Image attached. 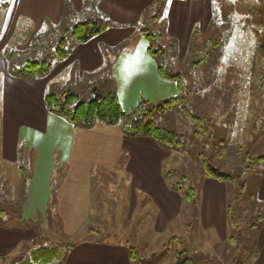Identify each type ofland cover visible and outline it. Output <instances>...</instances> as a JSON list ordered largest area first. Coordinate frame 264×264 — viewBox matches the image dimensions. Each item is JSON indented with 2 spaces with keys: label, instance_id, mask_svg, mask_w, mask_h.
<instances>
[{
  "label": "rangeland",
  "instance_id": "rangeland-1",
  "mask_svg": "<svg viewBox=\"0 0 264 264\" xmlns=\"http://www.w3.org/2000/svg\"><path fill=\"white\" fill-rule=\"evenodd\" d=\"M207 5L210 15L197 18L185 56L179 52L180 40H176L170 31L169 0H158L151 5L146 21L137 24L138 29H146L145 32L151 35L137 33L125 44L127 48L131 44L153 47L157 54L151 53L147 59L131 64L126 59L113 64L115 86L121 95L123 93L120 103L125 111L134 110L144 101L149 102H146L149 108L154 107L165 101L163 98L167 95L180 94L185 98L155 115L157 126L185 137V143L173 149L164 165L169 183L184 187L181 190L185 206L181 216L167 232H157L153 220L148 219L153 208L145 210L140 203L134 212L130 179L124 171L115 170L103 173L102 178L95 173L89 222L80 228L63 227L57 206L51 203L62 179V148L56 152L53 147H48L46 152H41L36 144L41 138L59 141L65 132L54 130L48 135L34 136L31 132H23L25 141H34V144L22 148L23 168L20 172L10 165V169L0 172V206L8 213L16 214V217L10 215L8 222L31 224L37 228L40 239L36 246H58L65 253V244L83 238L124 240L137 247L143 256L141 260L147 264H178L180 259L186 258L196 259L199 264H244L259 249L264 221L259 222L264 211L258 213L260 205L256 191L264 174V162H256L241 175L247 184L243 189L230 185L233 217L239 226L229 224L225 241H221L213 230L201 227L198 206L186 197L188 188L199 182L203 171L200 153L208 146V140L212 139L214 146L224 141L231 148L227 151L228 157L238 151L240 161L250 162L256 155L264 153V0H210ZM66 36L69 34H65L64 28L45 33L34 41L29 57L36 60L53 58L56 47L61 46L60 40ZM72 45L69 36L65 49L70 50ZM158 63L167 71L181 74L187 89L180 91L176 80L165 78ZM69 80L72 81L66 82ZM80 80L62 78L55 88L64 85L67 90L89 100L95 87H103V78ZM214 85L218 90L214 91ZM130 88L132 94H129ZM209 120L213 127L208 124ZM220 149H215L212 157L218 158ZM249 151L253 154L251 159L244 156ZM218 160L212 159V163L224 162V158ZM47 184L48 194L45 193ZM78 188L76 197H87L82 188ZM88 188V199L92 203ZM256 222L259 225L252 227ZM231 235L237 236L233 244L229 243ZM28 251L23 247L18 253L20 259Z\"/></svg>",
  "mask_w": 264,
  "mask_h": 264
},
{
  "label": "crops",
  "instance_id": "crops-1",
  "mask_svg": "<svg viewBox=\"0 0 264 264\" xmlns=\"http://www.w3.org/2000/svg\"><path fill=\"white\" fill-rule=\"evenodd\" d=\"M154 2L0 0V172L9 165L19 172L23 168L22 148L34 144V141H25L23 132H31L34 136L40 133L48 135L54 130L64 131L59 141L41 138L36 144L41 152H46L48 147H53L56 152L62 148V179L51 203L56 204L63 227L80 228L89 222L93 209V180L115 170L124 171L130 179L132 210L135 212L140 203L145 210L153 208L148 219L153 220L157 232H167L182 214L185 196L171 186L164 171L165 162L173 150L148 135L127 136L118 125L98 126L100 124L97 123L91 128L76 127L50 112L45 102L46 94L51 90H67L64 85L55 88L62 78L95 81L108 76L110 68L113 75V64L120 59H126L130 64L147 59L151 54L149 47L131 44L127 48L125 44L137 33H142L137 24L146 21ZM169 3L170 31L176 40H180L179 52L185 56L189 52L197 18L210 15L207 14L210 0H169ZM92 16H107L118 26L109 28L88 42L73 43L69 56L56 59L45 76H17L11 72L7 50H26L37 36L49 29L61 24L73 26ZM216 90L218 87L214 85ZM116 91L123 102V93L121 95L118 88ZM132 93L130 88L129 94ZM167 96L163 100L175 95ZM78 186L87 197H76L80 191ZM87 188L92 203L88 199ZM45 189L48 194V184ZM256 195L264 201V174ZM140 196L144 198L141 200ZM229 199L228 182L206 175L199 177L196 201L201 227L216 232L221 241H225L229 234ZM10 215L15 216L5 213L0 218V264L8 261L16 264L21 258L18 255L21 249L27 247L30 250L40 239L35 226L8 222ZM131 247L137 249L124 240L83 238L70 248L63 264H147L141 257L133 258ZM251 264H264V227L260 233L259 253Z\"/></svg>",
  "mask_w": 264,
  "mask_h": 264
},
{
  "label": "trees",
  "instance_id": "trees-1",
  "mask_svg": "<svg viewBox=\"0 0 264 264\" xmlns=\"http://www.w3.org/2000/svg\"><path fill=\"white\" fill-rule=\"evenodd\" d=\"M157 1L158 0H155L154 4ZM115 26H118V24L109 19L107 16H92L74 24L73 26L61 24L60 27L49 29L43 34L37 36L34 41L37 38H41L45 33L48 34L57 29L64 28L65 34H69V36L72 37L73 43H85L95 36L105 32L109 28ZM145 31L146 29H141V32L145 36L149 37L151 34L146 33ZM69 36L62 37L60 40L61 46L60 48H58L59 46L56 47L54 57L51 59L48 57H43L41 60H36L29 57L34 41L26 50H7L6 56L10 64L11 72L17 76L28 77L47 75L56 59L62 60L69 56L70 50L65 49V45L69 40ZM149 51L150 53L157 54V50H154L153 47H149ZM159 69L165 78L176 80L180 91L187 89L183 79L180 78L181 74L171 72L169 70L167 71L163 65H159ZM108 71L109 75L103 77V87H95L93 89L94 94L91 95L92 97H90L89 100L81 98L78 93L71 90H62L61 92H59L60 90H51L46 94L45 97L48 110L67 120L76 127L91 128L97 123L118 125L121 127L122 132L127 136L148 135L158 141L161 145L171 150L185 143V137L183 135L178 134L176 131L159 127L155 123L156 113L164 112L166 109L173 107L174 104L183 101L185 98L182 95L179 94L172 96L163 102H160L156 105L154 104V107L150 108L146 104L148 101H144L139 103L134 110L125 111L122 109L119 96L116 91L115 79L112 75V69L110 68ZM190 115L193 117L192 114ZM194 117L201 121L203 120V118L199 116ZM208 124H210V127H213L210 120L208 121ZM211 141L212 139L208 140V146H206L205 149L200 153L203 170L201 175L224 180L228 182L229 185L236 186L237 189H243L245 186H247V184L246 181H242L241 175L249 170L256 162H264V153L256 155V157L250 162L246 160L240 161L241 159L238 157V151L236 155H230V158L228 157L227 151H229L231 148L228 144H225L224 141H221L215 146ZM218 147L221 148L218 158H216V156L212 157L211 154L215 152V149ZM244 156L251 159L253 154L249 151ZM223 158L224 162H220L219 164L212 163V159L221 160ZM240 183L241 185L239 186ZM171 186L180 191H182L181 189L184 188L182 185L179 186L178 184H172ZM196 188L197 186L193 185L188 188L186 193L187 199L193 201L195 206L197 205ZM257 200L260 205L258 208V213L260 214V212L264 211V201L259 199ZM232 207L231 200L229 199V224L232 226H239V224H237V222L234 220V210ZM5 213H8V211L0 206V218ZM13 215L16 216V214ZM263 221L264 217L261 216L259 223ZM259 223H252L251 226L257 227ZM236 240L237 236L231 235L229 238V243L233 244ZM73 245L74 243L71 242L65 244V253L58 246H36L31 248L27 255L22 259H18L16 264H63L67 257L68 251L71 247H73ZM131 253L135 259L141 257L137 249H134L133 247H131ZM258 253L259 249L244 264H251L257 257ZM178 264H199V261L193 258H186L180 259ZM235 264L241 263L236 262Z\"/></svg>",
  "mask_w": 264,
  "mask_h": 264
}]
</instances>
